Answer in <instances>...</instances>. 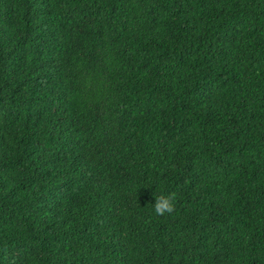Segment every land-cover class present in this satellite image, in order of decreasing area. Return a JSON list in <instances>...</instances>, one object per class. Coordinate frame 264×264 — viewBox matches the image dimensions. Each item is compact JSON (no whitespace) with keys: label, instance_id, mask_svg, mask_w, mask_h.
<instances>
[{"label":"trees","instance_id":"1","mask_svg":"<svg viewBox=\"0 0 264 264\" xmlns=\"http://www.w3.org/2000/svg\"><path fill=\"white\" fill-rule=\"evenodd\" d=\"M0 264H264V0H0Z\"/></svg>","mask_w":264,"mask_h":264},{"label":"clouds","instance_id":"2","mask_svg":"<svg viewBox=\"0 0 264 264\" xmlns=\"http://www.w3.org/2000/svg\"><path fill=\"white\" fill-rule=\"evenodd\" d=\"M174 195L159 196L155 199L153 210L156 215L163 216L165 213L171 214L174 211Z\"/></svg>","mask_w":264,"mask_h":264}]
</instances>
